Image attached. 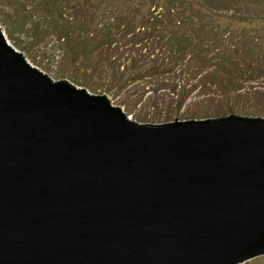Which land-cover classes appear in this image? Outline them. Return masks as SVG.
Here are the masks:
<instances>
[{"label": "water", "instance_id": "obj_1", "mask_svg": "<svg viewBox=\"0 0 264 264\" xmlns=\"http://www.w3.org/2000/svg\"><path fill=\"white\" fill-rule=\"evenodd\" d=\"M30 52L0 15V264L264 253V114L131 115Z\"/></svg>", "mask_w": 264, "mask_h": 264}, {"label": "trees", "instance_id": "obj_2", "mask_svg": "<svg viewBox=\"0 0 264 264\" xmlns=\"http://www.w3.org/2000/svg\"><path fill=\"white\" fill-rule=\"evenodd\" d=\"M229 1L239 4V0ZM0 3L5 5L0 7V15L9 12L6 19L17 30L35 40L54 37L62 52L60 77L70 78L91 93L118 97L119 106L126 109L132 105L121 95L124 89L152 77L162 76L167 81L174 68L172 62L186 56H190V68H197L198 58L203 54L214 58L218 49L215 41L225 30L220 27L217 11L208 12L201 0H101L99 3L97 0H0ZM36 11L41 13L38 19H34ZM200 31H205L202 36ZM211 33L213 38H209ZM226 55L231 54L224 51L215 58L225 62ZM67 66L75 67V71ZM181 104L178 98L175 105Z\"/></svg>", "mask_w": 264, "mask_h": 264}, {"label": "rangeland", "instance_id": "obj_3", "mask_svg": "<svg viewBox=\"0 0 264 264\" xmlns=\"http://www.w3.org/2000/svg\"><path fill=\"white\" fill-rule=\"evenodd\" d=\"M201 1L208 12L217 11L220 27L225 29L215 41L218 44L215 53L225 51L231 55L223 57L225 62H222L215 58L216 54L214 58L203 54L198 58L197 68H190V56H186L181 61L172 62L174 68L167 81L162 80V76L152 77L129 90L124 89L121 95L132 105L129 108L133 109L131 115L170 119L171 116L212 114L240 107L243 110L256 109V115L264 114V0H239V4L229 0ZM3 6L0 3V7ZM6 14L9 12L2 13L11 44L22 51L31 49V59L50 68L51 75L60 76L62 52L54 37L35 40L14 28ZM40 15L36 11L34 19ZM204 32L199 34L202 36ZM212 34L209 38H213ZM69 67L75 71V67ZM178 98L182 101L181 106L175 105ZM113 99L120 100L118 97ZM241 264H264V253Z\"/></svg>", "mask_w": 264, "mask_h": 264}, {"label": "bare ground", "instance_id": "obj_4", "mask_svg": "<svg viewBox=\"0 0 264 264\" xmlns=\"http://www.w3.org/2000/svg\"><path fill=\"white\" fill-rule=\"evenodd\" d=\"M207 61H208V60H207ZM209 66H210V65H209ZM213 68H214V67H213ZM218 68H219V67H218ZM206 69H207V68H206ZM208 69H209V68H208ZM217 71H218V70H217ZM219 71H220V70H219ZM206 72H207V71H206ZM206 72H205V73H206ZM220 72H221V71H220ZM177 73H178V72H177ZM173 77H174V76H173ZM154 78H155V77H154ZM156 79H157V78H156ZM148 80H149V79H148ZM173 80H174V79H173ZM242 80H243V79H242ZM242 80H241V81H242ZM145 81H146V80H145ZM182 83H183V82H182ZM134 84H136V83H134ZM130 85H131V84H130ZM141 85H142V83H141ZM217 87H218V86H217ZM219 88H220V87H219ZM151 89H152V88H151ZM219 91H220V90H219ZM129 92H130V91H129ZM219 95H220V94H219Z\"/></svg>", "mask_w": 264, "mask_h": 264}]
</instances>
